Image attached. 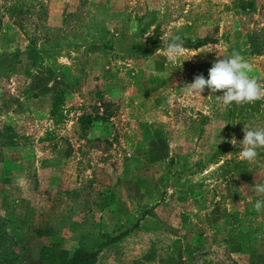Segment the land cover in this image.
Returning <instances> with one entry per match:
<instances>
[{"label":"rangeland","instance_id":"rangeland-1","mask_svg":"<svg viewBox=\"0 0 264 264\" xmlns=\"http://www.w3.org/2000/svg\"><path fill=\"white\" fill-rule=\"evenodd\" d=\"M233 51L264 85V0H0V264H264V148L239 155L264 99L185 88Z\"/></svg>","mask_w":264,"mask_h":264},{"label":"clouds","instance_id":"clouds-1","mask_svg":"<svg viewBox=\"0 0 264 264\" xmlns=\"http://www.w3.org/2000/svg\"><path fill=\"white\" fill-rule=\"evenodd\" d=\"M212 50L209 49L206 52ZM165 51L169 59H176L181 56L184 52L181 38L179 36L171 37L166 43ZM253 70L251 63L239 52L233 51L230 56H223L222 59H217L212 64L208 70L207 79L203 75H197L192 83L185 85V88L189 94L195 95H201L205 88L210 93L221 91L223 94L215 95V97L225 107L233 102L236 104H251L264 99V85L259 83L257 78L250 75ZM243 131L244 136L240 141L242 150L239 155L242 160L253 162L258 155L257 149L264 148V128L243 129ZM236 142L234 138L231 140L233 145ZM254 190L257 193L264 194V184L256 185ZM253 208L257 212L264 211V200H256Z\"/></svg>","mask_w":264,"mask_h":264},{"label":"trees","instance_id":"trees-1","mask_svg":"<svg viewBox=\"0 0 264 264\" xmlns=\"http://www.w3.org/2000/svg\"><path fill=\"white\" fill-rule=\"evenodd\" d=\"M206 41H209L207 38L202 40H197L194 44H187L186 47L198 48L203 46ZM161 42L158 38L157 32H155L151 38H149L147 44L140 45L136 44L132 47V50L135 54L140 56H146L149 53L160 48ZM82 125H85L89 122V117H83L79 121ZM226 167V164L223 165L222 169ZM116 240L115 237L101 242L103 246H107ZM97 253L93 250L84 248L83 246H77L72 250H67L61 247L57 243H50L44 246H41L38 251V259L43 264H95Z\"/></svg>","mask_w":264,"mask_h":264},{"label":"crops","instance_id":"crops-1","mask_svg":"<svg viewBox=\"0 0 264 264\" xmlns=\"http://www.w3.org/2000/svg\"><path fill=\"white\" fill-rule=\"evenodd\" d=\"M42 246H44V245H42ZM40 249V248H39ZM39 251V250H38Z\"/></svg>","mask_w":264,"mask_h":264}]
</instances>
